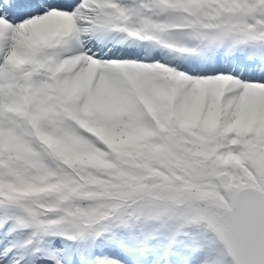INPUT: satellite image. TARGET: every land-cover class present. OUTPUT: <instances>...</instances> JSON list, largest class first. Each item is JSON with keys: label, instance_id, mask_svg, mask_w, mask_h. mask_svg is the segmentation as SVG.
I'll list each match as a JSON object with an SVG mask.
<instances>
[{"label": "snow or ice", "instance_id": "6c2138e0", "mask_svg": "<svg viewBox=\"0 0 264 264\" xmlns=\"http://www.w3.org/2000/svg\"><path fill=\"white\" fill-rule=\"evenodd\" d=\"M0 264H264V0H0Z\"/></svg>", "mask_w": 264, "mask_h": 264}]
</instances>
